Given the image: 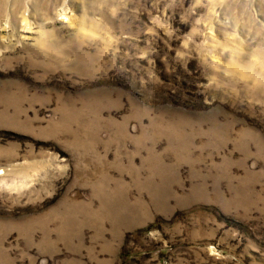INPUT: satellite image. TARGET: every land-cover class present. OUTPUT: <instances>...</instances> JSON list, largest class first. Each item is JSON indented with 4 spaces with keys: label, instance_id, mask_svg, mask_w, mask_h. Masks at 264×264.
Masks as SVG:
<instances>
[{
    "label": "rangeland",
    "instance_id": "obj_1",
    "mask_svg": "<svg viewBox=\"0 0 264 264\" xmlns=\"http://www.w3.org/2000/svg\"><path fill=\"white\" fill-rule=\"evenodd\" d=\"M0 264H264V0H0Z\"/></svg>",
    "mask_w": 264,
    "mask_h": 264
},
{
    "label": "bare ground",
    "instance_id": "obj_2",
    "mask_svg": "<svg viewBox=\"0 0 264 264\" xmlns=\"http://www.w3.org/2000/svg\"><path fill=\"white\" fill-rule=\"evenodd\" d=\"M252 77V76H251Z\"/></svg>",
    "mask_w": 264,
    "mask_h": 264
}]
</instances>
